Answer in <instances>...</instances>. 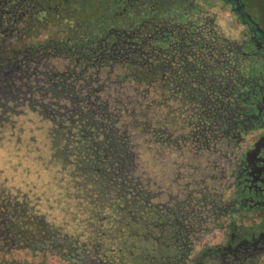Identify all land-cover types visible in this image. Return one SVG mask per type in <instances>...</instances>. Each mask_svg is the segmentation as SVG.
I'll use <instances>...</instances> for the list:
<instances>
[{
	"label": "trees",
	"instance_id": "16d2710c",
	"mask_svg": "<svg viewBox=\"0 0 264 264\" xmlns=\"http://www.w3.org/2000/svg\"><path fill=\"white\" fill-rule=\"evenodd\" d=\"M28 1L13 44L25 74L17 98L43 115L51 157L114 209L107 254L204 264L222 253L219 236L209 246L205 236L155 237L163 227L148 223L156 200L183 202L186 187L221 204L225 229L248 207L243 163L264 133V40L230 27L211 0H59V11L58 0ZM0 173V264H114L29 215Z\"/></svg>",
	"mask_w": 264,
	"mask_h": 264
},
{
	"label": "rangeland",
	"instance_id": "374dc122",
	"mask_svg": "<svg viewBox=\"0 0 264 264\" xmlns=\"http://www.w3.org/2000/svg\"><path fill=\"white\" fill-rule=\"evenodd\" d=\"M20 103L19 98L9 103L0 100V170H9L8 180L4 182L6 188L10 184L15 195L29 202L27 207H33V210H29V215L45 217L56 229H60L61 234H68L77 243L86 245L90 253H97L99 256L107 254L111 243L108 239L113 240L110 228L116 215L114 209L110 205L100 207L96 200L98 192L91 191L89 185L80 186L71 167H64L57 158L51 157L47 133L40 129L43 115L38 114L36 108ZM194 190L196 189L190 191L188 187L184 189L180 195L183 196V202L176 198L170 199L168 203L156 200L155 206L158 207H154V222L150 221L148 224L161 225L163 229L152 228L155 230L148 234L155 237L163 235L166 238H169V234L178 238L187 234L200 242L205 236L208 246L211 241H217L219 236V239L222 238V245L226 244L229 241L227 233L234 230L233 220H230L231 228L227 225L225 229L222 222L227 213L219 211L221 204L203 201L201 192ZM216 194L211 193V196L217 198ZM238 224L242 226L245 223ZM215 225L217 229H214ZM171 227L175 232L170 231ZM159 242L156 241V250L161 249ZM131 244H134L132 251L139 253V248H134L138 243ZM171 247H174V239ZM128 248H131L129 244ZM120 249L121 247H117L113 253L107 254L110 256L109 260L114 264H133L131 255ZM214 255L207 257L204 264H236L234 261L226 263L221 260L222 253ZM255 258L253 264H264L263 255H255Z\"/></svg>",
	"mask_w": 264,
	"mask_h": 264
},
{
	"label": "flooded vegetation",
	"instance_id": "af4514ba",
	"mask_svg": "<svg viewBox=\"0 0 264 264\" xmlns=\"http://www.w3.org/2000/svg\"><path fill=\"white\" fill-rule=\"evenodd\" d=\"M220 5L222 17L237 31L256 34L264 40V0H211ZM0 0V100L9 103L23 95L25 74L13 54V44L20 37L21 27L27 24L25 16L30 14L28 0ZM60 10V2H56ZM20 27V28H19ZM245 153L243 169L248 174L247 200L239 216L244 225L233 223L229 241L224 243L221 260L236 264L254 263L255 255L264 256V133L257 135ZM240 230V228H244ZM223 249V247H222Z\"/></svg>",
	"mask_w": 264,
	"mask_h": 264
}]
</instances>
